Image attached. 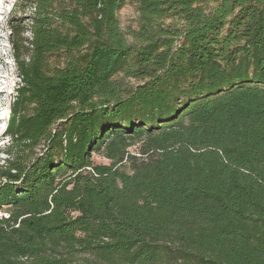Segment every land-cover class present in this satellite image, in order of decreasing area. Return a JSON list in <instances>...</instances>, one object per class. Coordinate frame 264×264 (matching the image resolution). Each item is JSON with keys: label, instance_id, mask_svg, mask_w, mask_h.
Wrapping results in <instances>:
<instances>
[{"label": "trees", "instance_id": "obj_1", "mask_svg": "<svg viewBox=\"0 0 264 264\" xmlns=\"http://www.w3.org/2000/svg\"><path fill=\"white\" fill-rule=\"evenodd\" d=\"M33 4L0 264H264V0Z\"/></svg>", "mask_w": 264, "mask_h": 264}, {"label": "rangeland", "instance_id": "obj_2", "mask_svg": "<svg viewBox=\"0 0 264 264\" xmlns=\"http://www.w3.org/2000/svg\"><path fill=\"white\" fill-rule=\"evenodd\" d=\"M34 0H0V165L5 164L9 155L6 152L8 138L4 131L16 98L19 76L17 72V55L28 54L31 17ZM120 25L130 42L134 41V31L140 28L141 15L138 4L128 1L118 12ZM122 79L126 85H135L133 78H124L123 74L115 77ZM137 152V146L130 148ZM97 163H108L99 154H93Z\"/></svg>", "mask_w": 264, "mask_h": 264}, {"label": "built area", "instance_id": "obj_3", "mask_svg": "<svg viewBox=\"0 0 264 264\" xmlns=\"http://www.w3.org/2000/svg\"><path fill=\"white\" fill-rule=\"evenodd\" d=\"M0 216H5V217H8V213L4 212V213H0Z\"/></svg>", "mask_w": 264, "mask_h": 264}, {"label": "clouds", "instance_id": "obj_4", "mask_svg": "<svg viewBox=\"0 0 264 264\" xmlns=\"http://www.w3.org/2000/svg\"><path fill=\"white\" fill-rule=\"evenodd\" d=\"M19 82H20V78H19ZM5 132H6V130H5ZM5 134V133H4ZM5 137H7L6 135H5ZM8 138V137H7Z\"/></svg>", "mask_w": 264, "mask_h": 264}]
</instances>
